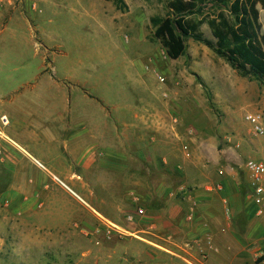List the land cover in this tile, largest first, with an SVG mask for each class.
Masks as SVG:
<instances>
[{
  "label": "rangeland",
  "instance_id": "rangeland-1",
  "mask_svg": "<svg viewBox=\"0 0 264 264\" xmlns=\"http://www.w3.org/2000/svg\"><path fill=\"white\" fill-rule=\"evenodd\" d=\"M23 1L0 12V130L6 135L0 134V158L15 156L25 167L16 173L0 169V196L9 209H21L31 201L24 196L37 197L33 192L38 193L33 208L40 213L90 207L102 211L106 206L101 199L110 210L119 204H128L133 212L144 208L138 153L133 152L136 164L127 170L137 182L131 186L122 183L125 174L117 168H99L98 163L87 169L81 160L85 155L98 158L104 141L121 145L126 123L132 127L126 132L129 147L138 149L137 116L163 112L178 134L173 160L189 158L198 165L173 171L175 190L193 191L209 182L220 191L222 217L238 220L242 243L252 252L241 264L253 263L255 252L264 251V219L256 216L248 194L245 163L255 155L246 146L256 138L244 115L264 111V85L241 76L192 38L186 54L171 60L151 24L152 17L167 15L168 0ZM258 8L264 31V9ZM215 17L209 11L190 20L213 39L209 21ZM239 137L245 142L237 147ZM14 176L23 183H9ZM40 178L43 185L36 182ZM13 187L19 188L15 196ZM129 188L134 194L128 202ZM4 260L17 264L10 254Z\"/></svg>",
  "mask_w": 264,
  "mask_h": 264
},
{
  "label": "crops",
  "instance_id": "crops-1",
  "mask_svg": "<svg viewBox=\"0 0 264 264\" xmlns=\"http://www.w3.org/2000/svg\"><path fill=\"white\" fill-rule=\"evenodd\" d=\"M15 1L19 2L0 0V12ZM167 117L163 112L137 116L140 119L138 149L130 148V136L126 132L132 127L126 123L120 135L121 145L104 141L98 158L85 155L81 160L87 169L98 163L99 168H117L125 174L122 183L131 186L137 182L127 170L136 164L133 152L138 153L144 170L139 182L140 188L145 190L141 194L143 215L130 210L128 204H119L110 210L105 199H101L106 206L102 211L90 207L67 211L49 209L40 213L33 208L38 199V193L33 192L37 197L24 196V200L31 201L24 203L21 209L0 207V264H7L5 254H10L17 264H164L165 261L168 264H241L249 258L252 252L242 243L238 220L230 222L226 215L222 217L220 191L214 190L209 182L193 191L175 190L173 171L198 165L189 158L181 162L173 160L172 147L178 134L174 133V126ZM0 134L6 136L1 130ZM257 143L258 140L251 139L246 150L255 155ZM164 150L168 154H163ZM71 152L74 154L76 148ZM4 167L13 173L25 168L10 155L0 158V169ZM154 168L159 174L152 178ZM224 171L221 170V174L235 177L232 171ZM74 177L72 174L71 178ZM96 178L102 182L100 174ZM36 182L44 184L41 178ZM9 183L22 184L23 181L17 177ZM130 189L124 198L128 202L134 194ZM18 191L19 188L13 187L11 195L15 196ZM237 199H233L235 206ZM129 215L133 216L132 221L128 220ZM235 215L241 216L240 207Z\"/></svg>",
  "mask_w": 264,
  "mask_h": 264
},
{
  "label": "trees",
  "instance_id": "trees-1",
  "mask_svg": "<svg viewBox=\"0 0 264 264\" xmlns=\"http://www.w3.org/2000/svg\"><path fill=\"white\" fill-rule=\"evenodd\" d=\"M264 0H168L167 15L152 17L153 36L171 60L186 54L192 38L212 49L241 76L264 85V31L260 21ZM213 11L209 21L213 39L207 38L195 15Z\"/></svg>",
  "mask_w": 264,
  "mask_h": 264
},
{
  "label": "built area",
  "instance_id": "built-area-1",
  "mask_svg": "<svg viewBox=\"0 0 264 264\" xmlns=\"http://www.w3.org/2000/svg\"><path fill=\"white\" fill-rule=\"evenodd\" d=\"M244 120L249 126V133L259 142L257 148L254 149L255 156L248 157L245 163L249 184L248 194L255 206L256 216L264 219V111L247 112L244 115ZM227 140L232 141L231 138ZM243 142L245 139L239 137L236 146L240 147ZM54 178L55 181L61 182L56 176ZM9 206V203L0 196V207L8 209ZM137 212L139 215H143L145 210L140 208ZM128 220L132 221L133 216L129 215ZM253 264H264V251L256 252Z\"/></svg>",
  "mask_w": 264,
  "mask_h": 264
}]
</instances>
